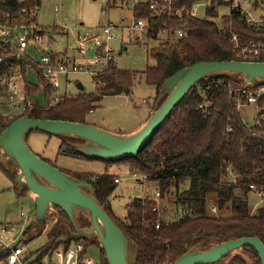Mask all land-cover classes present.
I'll use <instances>...</instances> for the list:
<instances>
[{
	"label": "trees",
	"instance_id": "trees-1",
	"mask_svg": "<svg viewBox=\"0 0 264 264\" xmlns=\"http://www.w3.org/2000/svg\"><path fill=\"white\" fill-rule=\"evenodd\" d=\"M112 1L123 0H109L110 3ZM203 1L206 0H178L176 4L191 9L193 5ZM211 1L208 16L217 20L219 16L216 9L223 4L218 0ZM143 18L155 21L157 31L166 22L171 24L170 29L178 28L177 23H170L166 19H152L149 12H145ZM213 20L184 17L186 37L168 41L148 52V57L156 64L154 67H148L142 73L125 72L118 70L113 61L102 74L93 78V94L76 98L63 96L54 107L47 105L44 109L34 108L14 120L33 118L84 124L86 116L95 111L105 97L131 96L138 81L154 87L157 100L164 83L184 68L201 62L246 61L233 51L229 41L231 32L237 33L243 43H264V30L248 28L238 13L223 18L227 35L219 33ZM21 67L26 74L27 66L22 64ZM8 72L6 65L0 66V77ZM231 83L240 85L227 77L202 80L174 109L136 158L115 163L103 162L107 167L122 165L129 168L133 176L145 177L146 180L157 183L161 198L178 209L180 217L176 221L167 224L159 220L154 211L157 205L149 199L134 200L128 207L126 219L119 220L115 217L110 202L118 186L115 176L108 173L95 175L64 171L94 188L98 202L136 244L139 250L137 264H174L189 250L193 241L200 237L219 242L258 238L264 243V206L253 213L244 188V185L259 183L263 178L264 140L255 136L242 121L236 104L230 98ZM26 86L29 95L43 90V82L40 80L35 86L26 80ZM44 93L48 104L53 98L54 89L46 88ZM203 103L204 108H201ZM13 121L0 124V136ZM60 139L62 144L59 155L94 161L77 153L67 144L66 139ZM227 166H232L242 176L237 187L224 182ZM0 170L14 183L11 174L1 164ZM14 191L19 198L26 194L25 191ZM211 196L216 197L214 205L219 212L229 211L232 213L231 218L213 219L208 216ZM57 211L61 218L68 220L63 211ZM42 235L35 236L34 229L31 228L23 240L24 244L30 245ZM81 242L85 245V256L90 247L96 246L88 240ZM69 245L70 242H66L63 235L48 230L47 243L40 253L42 257L52 255L59 247L68 248ZM243 251L254 264H261L253 249L245 248ZM100 254L99 264H108L101 249ZM4 258V255H0V260ZM232 264L244 263L236 259Z\"/></svg>",
	"mask_w": 264,
	"mask_h": 264
},
{
	"label": "water",
	"instance_id": "water-1",
	"mask_svg": "<svg viewBox=\"0 0 264 264\" xmlns=\"http://www.w3.org/2000/svg\"><path fill=\"white\" fill-rule=\"evenodd\" d=\"M211 77H227L244 89H256L264 86V62H201L180 70L164 83L148 121L133 135L61 120L13 121L0 136V163L13 178V190L25 191L35 202L33 224L23 236L31 228L35 236L44 234L52 218L50 230L63 235L66 242L90 241L104 252L108 264H137L136 244L98 202L94 188L33 153L27 146V137L32 132H42L64 138L77 153L94 161L115 163L136 158L191 90ZM57 209L68 220L61 218ZM245 248L253 249L264 264V243L258 238L219 242L205 237L196 238L174 264H223L225 260L232 264L236 259L253 264Z\"/></svg>",
	"mask_w": 264,
	"mask_h": 264
},
{
	"label": "rangeland",
	"instance_id": "rangeland-1",
	"mask_svg": "<svg viewBox=\"0 0 264 264\" xmlns=\"http://www.w3.org/2000/svg\"><path fill=\"white\" fill-rule=\"evenodd\" d=\"M264 2V0H258ZM42 9L39 13L38 23L44 31V42L41 49L46 54H67L74 56L79 62L90 61L93 56L86 53L80 54L77 38L79 35L93 34L99 29L113 25L119 28L128 27L131 20V12L122 2H109V0H41ZM248 10L254 11L252 6L245 5ZM208 9L205 2L197 3L194 6V17L200 20H213L208 16ZM264 10L256 11L254 14L264 15ZM219 18L229 15L228 6L221 5L216 9ZM174 37L169 40L162 36L157 40L145 39L144 45H140L133 40L128 33L114 30L109 41L110 48L115 54V65L120 71L142 73L148 67H154L155 62L148 57V52L163 43L174 41ZM36 58H40L37 54ZM34 80V79H32ZM95 92L93 76L85 73L69 76L63 79L59 90L52 99L63 96L72 98L81 95H91ZM132 95H120L105 97L98 108L86 116V124L99 129L111 131L117 134H136L142 129L151 112L156 105V90L147 86L144 81H138L132 91ZM240 117L245 125L254 127L259 111L254 105L241 107ZM113 130V131H112ZM29 149L40 158L55 165L58 169L76 174H106L107 167L101 161H86L68 156L59 155L61 139L47 135L42 132H32L26 140ZM1 164V163H0ZM110 175L118 178L117 189L112 195L110 202L115 217L125 220L129 205L137 199H149L160 208V220L170 224L180 216L178 209L167 200L160 198L159 185L153 181L146 180L141 176L134 177L129 168L122 165L111 166ZM14 183L0 170V224L11 223L15 227L16 234L22 233L23 228H27V223L21 217L25 216L34 219L36 206L30 194L23 197L13 190ZM248 195L251 210H253L254 200ZM216 197L209 198V213L215 206ZM232 213L229 211L212 214L213 219H229ZM47 231L31 242L30 249L35 255H41L43 247L47 243V233L53 226V219L47 222ZM64 248L61 246L55 250L52 256L54 263L62 262ZM245 253V252H244ZM248 256V255H247ZM249 259L254 261L248 256ZM85 260H91L94 264L101 261L100 248L90 247ZM227 260L223 262L226 264Z\"/></svg>",
	"mask_w": 264,
	"mask_h": 264
},
{
	"label": "built area",
	"instance_id": "built-area-1",
	"mask_svg": "<svg viewBox=\"0 0 264 264\" xmlns=\"http://www.w3.org/2000/svg\"><path fill=\"white\" fill-rule=\"evenodd\" d=\"M178 0H123L121 1L131 12V20L126 28H119L113 25L103 27L93 34L79 35L77 43L80 54L91 53L93 58L90 61L79 62L74 56L67 54H46L41 46L45 36L42 27L38 23L39 13L42 9L41 0H0V66L6 65L9 72L0 77V124L13 121L21 114L34 108L44 109L54 107L58 99H51L47 104L44 90L54 89V94L59 90L63 79L81 73L96 77L102 74L108 66L115 60V54L110 48L109 41L114 30L128 33L140 45H144L145 39L157 40L165 36L169 40H180L186 37L184 17H194L193 10L179 7ZM253 0H218L221 4L228 6L229 15L238 13L244 19L248 28L264 30V15L254 14L245 5L251 4ZM207 8L212 6L211 0L203 1ZM149 12L152 19H166V21L178 24L175 30L170 29L166 22L158 31L155 29V21H148L143 18V14ZM223 18L213 20L217 24L221 35H227ZM229 41L233 51L246 61H264V43L261 41H250L243 43L242 38L234 32L229 34ZM39 54L40 58H36ZM27 66L24 74L21 65ZM34 79V80H32ZM26 80L30 85H37L38 81L43 82V90L33 95L27 92ZM230 98L236 104L237 111L241 107L254 105L259 111L258 119L254 127L247 126L255 136L264 140V86L256 89H244L241 85L231 83ZM205 103L201 105L204 108ZM20 119V118H19ZM17 120V119H16ZM15 121V120H14ZM224 182L230 186L237 187L242 176L238 174L232 166H227ZM134 177H138L134 175ZM262 180L259 183L244 185L248 195L255 198L252 212H256L264 206V168H262ZM146 179L145 177H142ZM116 183H119L117 178ZM161 198V194H158ZM250 203V202H249ZM154 211L160 220V208L157 205ZM219 213L217 206L211 209L212 214ZM21 217L31 225V219L22 212ZM159 229V225L156 226ZM16 234L12 224H0V255L5 258L0 260V264H56L52 260V255H35L31 251L30 245L24 244L23 236L25 232ZM64 248L62 262L59 264H94L91 260H85L84 243L71 242L68 248ZM55 252V251H54Z\"/></svg>",
	"mask_w": 264,
	"mask_h": 264
},
{
	"label": "crops",
	"instance_id": "crops-1",
	"mask_svg": "<svg viewBox=\"0 0 264 264\" xmlns=\"http://www.w3.org/2000/svg\"><path fill=\"white\" fill-rule=\"evenodd\" d=\"M249 6H252V8H253V10H254V12H256V11H260L261 9H263L264 8V2H260V1H258V0H253V1H251V4H248ZM262 11H264V10H262ZM113 131V130H112ZM111 132V131H110ZM107 167V166H106ZM109 168H111V169H113L112 167H109ZM109 168L107 167V172L106 173H108V174H110V171H109ZM8 224H11V223H8Z\"/></svg>",
	"mask_w": 264,
	"mask_h": 264
}]
</instances>
